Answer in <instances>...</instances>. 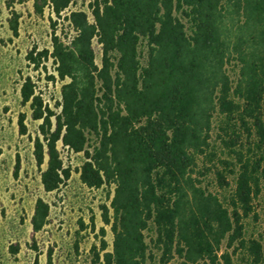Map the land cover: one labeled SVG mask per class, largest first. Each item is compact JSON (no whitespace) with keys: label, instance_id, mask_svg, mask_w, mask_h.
<instances>
[{"label":"trees","instance_id":"trees-1","mask_svg":"<svg viewBox=\"0 0 264 264\" xmlns=\"http://www.w3.org/2000/svg\"><path fill=\"white\" fill-rule=\"evenodd\" d=\"M71 3L35 1L38 12L50 7L74 33L67 40L54 34L51 50L27 55L35 65L53 59L64 82L59 111L44 103L31 77L21 93L42 120L34 155L39 167L47 164L45 191L71 176L59 142L84 152V184L114 188L110 206L103 205L113 245L108 250L101 240L96 264H171L175 257L179 264H230L232 246L264 264L263 244L244 239L243 222L264 176V0H92L91 17L68 12ZM216 117L230 136H222L230 158L212 145ZM239 127L254 138L247 152L231 136ZM211 174L231 191L227 203L206 183ZM49 213L39 197L35 231Z\"/></svg>","mask_w":264,"mask_h":264},{"label":"rangeland","instance_id":"rangeland-1","mask_svg":"<svg viewBox=\"0 0 264 264\" xmlns=\"http://www.w3.org/2000/svg\"><path fill=\"white\" fill-rule=\"evenodd\" d=\"M35 1L0 0V264H96L98 254L103 253L101 240L108 242V250L113 245L114 234L111 225L104 222L103 205L110 206L114 188L84 184L78 171L85 160L84 152H74L59 142L64 164L72 172L59 189L47 192L41 183V172L47 164L39 167L34 155V141L40 134L42 120L34 119L30 103L22 102V86L31 77L44 103L59 111L64 82L58 78L52 58L43 57L42 63L35 65L27 55L32 50L35 54L43 49L51 50L54 34L67 40L74 33L69 22L58 18L50 7L38 12ZM91 1L72 0L67 11L84 10L91 17ZM14 19L18 22V34L12 27ZM94 48L100 63L101 46L97 40ZM22 114H25V133L19 125ZM220 119L215 118L211 142L218 157L230 158V148L222 141V136L226 139L230 136L221 130ZM236 132L231 135L236 139V147L243 146L247 152L254 142L253 136L241 127ZM214 162L220 166L217 158ZM229 180L233 181L232 177ZM207 182L226 203L229 201L231 191L220 188L214 175H209ZM260 186L252 213L243 219L244 239H258L264 247V176ZM39 197L49 203L50 213L46 225L35 231L31 219ZM151 235L149 232L148 241ZM12 246L18 247V251ZM228 251L230 264H252L247 249L235 250L232 246ZM179 262L178 257L171 260V264ZM220 264H224L223 259Z\"/></svg>","mask_w":264,"mask_h":264}]
</instances>
